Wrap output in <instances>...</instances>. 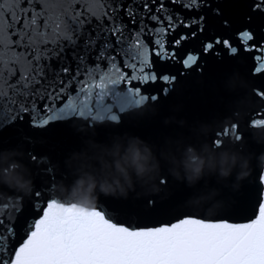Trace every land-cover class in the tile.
<instances>
[{"label": "snow or ice", "instance_id": "obj_1", "mask_svg": "<svg viewBox=\"0 0 264 264\" xmlns=\"http://www.w3.org/2000/svg\"><path fill=\"white\" fill-rule=\"evenodd\" d=\"M246 57L264 101V0H0V132L23 131L26 118L41 131L67 120L119 126L194 70ZM232 116L183 144H241L239 110ZM247 126L264 128V111ZM29 159L47 181L28 201L0 204L10 212L0 215V264H264V171L223 208L158 196L86 208L57 199L47 157Z\"/></svg>", "mask_w": 264, "mask_h": 264}, {"label": "water", "instance_id": "obj_2", "mask_svg": "<svg viewBox=\"0 0 264 264\" xmlns=\"http://www.w3.org/2000/svg\"><path fill=\"white\" fill-rule=\"evenodd\" d=\"M251 64V58L246 57L234 60L224 70L208 71L204 76L194 70L190 76L184 78L183 88L167 98L162 97L155 104L149 103L134 117L125 116L124 122L119 126L105 123L89 130L83 127L82 121L67 120L58 121L41 131L29 128L26 118L25 123L18 126L23 131L5 129V132H0V149H22L23 160L31 170L35 188L47 181V177L42 175L41 166L30 161L31 152L49 159L51 166L56 169L58 185L61 181L66 183L62 174L69 171L66 163L68 158L74 152L80 151L90 137L103 142L115 135L138 136L152 145L157 155L161 156V176L168 178V187L164 191L150 193L137 186L126 198L101 194L98 201L101 198L144 200L150 196L182 197L193 201L191 197L197 191L207 192L216 188L219 195L215 197L212 209L227 207L234 202L236 196L255 184L258 172L264 171V139L260 138L257 129L247 126L249 113L264 111V101L259 100L252 92L253 87L259 86L260 81L250 75ZM234 110H239V120L247 133L241 144H235L248 159L249 176L239 182V187H232L235 175L226 181L215 176H206L194 188L170 175L169 165L161 154L175 150L187 138L208 137L216 128L232 121ZM25 136L31 137L32 142L26 140ZM24 199L30 200L31 195ZM204 205L208 207L210 203ZM5 214H10L9 210L0 208V215Z\"/></svg>", "mask_w": 264, "mask_h": 264}, {"label": "clouds", "instance_id": "obj_3", "mask_svg": "<svg viewBox=\"0 0 264 264\" xmlns=\"http://www.w3.org/2000/svg\"><path fill=\"white\" fill-rule=\"evenodd\" d=\"M257 130L264 139V128ZM161 155L169 165V174L193 188L206 176L226 181L235 175V189L249 176L248 159L235 142L217 147L203 140L198 146L183 144ZM23 156L20 148L0 149V204L18 201L33 191V177ZM66 163L72 180L56 185L57 199L86 208L95 207L101 194L126 198L137 186L158 193L157 181L163 178L161 156L138 136L115 135L103 142L90 137ZM218 195L219 190L212 188L197 191L191 200L210 203L212 207Z\"/></svg>", "mask_w": 264, "mask_h": 264}]
</instances>
